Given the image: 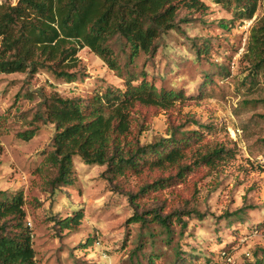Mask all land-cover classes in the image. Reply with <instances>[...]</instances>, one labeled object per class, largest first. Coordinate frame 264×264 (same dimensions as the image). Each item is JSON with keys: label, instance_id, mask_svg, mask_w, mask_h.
Wrapping results in <instances>:
<instances>
[{"label": "rangeland", "instance_id": "374dc122", "mask_svg": "<svg viewBox=\"0 0 264 264\" xmlns=\"http://www.w3.org/2000/svg\"><path fill=\"white\" fill-rule=\"evenodd\" d=\"M203 1L204 13L181 10L178 30L160 39L157 55H141L122 75L88 48L79 52L82 71L74 82L43 71L0 74V190L23 195L36 264H256L264 258V76L247 78L251 29L263 13L235 19L214 0ZM128 71L139 81L145 72L159 90L183 93L148 122L139 118L147 127L142 145L195 132L205 143L197 145L182 171L156 169L112 183L103 176L106 166L75 157L69 198L64 187V193L53 194L57 170L48 158L53 127L34 120L42 96L57 92L88 100L108 89L125 92ZM37 126L30 141L23 139ZM218 144L234 157L212 167L194 164L197 149ZM132 195L141 213L161 208L170 214V230L131 221ZM68 199L84 219L78 228L61 231L53 218L65 217ZM236 212L241 215L227 218Z\"/></svg>", "mask_w": 264, "mask_h": 264}, {"label": "trees", "instance_id": "16d2710c", "mask_svg": "<svg viewBox=\"0 0 264 264\" xmlns=\"http://www.w3.org/2000/svg\"><path fill=\"white\" fill-rule=\"evenodd\" d=\"M214 1L235 19L252 20L259 9L262 10V17L251 29L248 47L252 70L247 78L254 82L257 76H264V0ZM183 9L204 13L208 6L203 0L2 1L0 74L43 71L57 81L74 82L82 71L79 52L88 48L108 68L122 75L141 55L148 58L157 55L160 39L178 30L177 18ZM141 75L143 79L139 81L128 71L125 92L108 89L88 100L65 98L57 92L42 96L41 108L34 120L47 128L53 127L48 156L57 170L52 181L53 194L64 193V187L69 198L75 157L85 165L106 166L103 176L112 183L118 177L140 176L156 169L182 171L185 160L197 145L205 143V136L195 132L189 136L183 134L180 139L172 133L168 139L154 144H141L140 137L147 127L139 118L148 122L161 110L172 108L175 100L183 96L182 92L159 90L146 80L145 72ZM40 129L41 126H37L24 132L23 139L30 141ZM193 156L194 164L212 167L231 160L234 154L230 148L218 144L211 148L202 145ZM149 187L146 184L143 190ZM68 200L70 205L65 217L53 218L61 231L78 228L84 219L82 209ZM131 202L136 208L131 221L170 230V214L166 216L161 208L141 213L133 195ZM24 205L21 193L10 196L0 190V264H36L32 235L25 225ZM232 215L240 216L241 212L227 218ZM174 216L183 223L182 216ZM181 227L185 229L186 223ZM227 251L223 250L225 256ZM256 264H264V258Z\"/></svg>", "mask_w": 264, "mask_h": 264}, {"label": "built area", "instance_id": "2783aa9c", "mask_svg": "<svg viewBox=\"0 0 264 264\" xmlns=\"http://www.w3.org/2000/svg\"><path fill=\"white\" fill-rule=\"evenodd\" d=\"M229 260V262H231V259H228Z\"/></svg>", "mask_w": 264, "mask_h": 264}]
</instances>
